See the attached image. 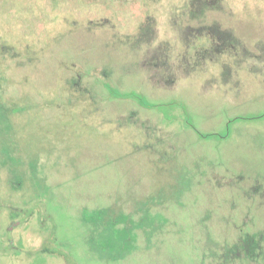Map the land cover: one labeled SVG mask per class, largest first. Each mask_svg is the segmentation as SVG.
Masks as SVG:
<instances>
[{
	"label": "rangeland",
	"instance_id": "374dc122",
	"mask_svg": "<svg viewBox=\"0 0 264 264\" xmlns=\"http://www.w3.org/2000/svg\"><path fill=\"white\" fill-rule=\"evenodd\" d=\"M190 1L0 0V264H264V0Z\"/></svg>",
	"mask_w": 264,
	"mask_h": 264
},
{
	"label": "trees",
	"instance_id": "16d2710c",
	"mask_svg": "<svg viewBox=\"0 0 264 264\" xmlns=\"http://www.w3.org/2000/svg\"><path fill=\"white\" fill-rule=\"evenodd\" d=\"M220 2L221 0H191L188 6V12L192 18L203 20V17L205 16L208 10L220 8ZM202 30L204 31V34L207 35L206 37L209 38L212 43L211 49H207L208 52L209 50L213 49H215L216 52L220 53L226 51L229 52L231 49L238 48L239 46V40L234 36V34L231 31L220 28L219 24L217 23L205 26L202 28ZM141 34H144V30ZM223 34H228L230 36V40L228 39L226 41L223 37ZM85 214L86 220H91L98 216L99 218L97 219H102L104 217L102 210H95L92 212H87ZM41 251L50 254V252L46 249L45 246L41 249Z\"/></svg>",
	"mask_w": 264,
	"mask_h": 264
}]
</instances>
